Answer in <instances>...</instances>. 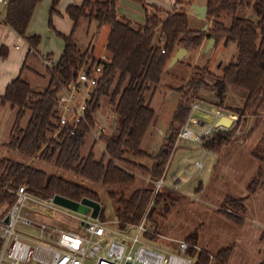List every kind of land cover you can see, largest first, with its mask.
<instances>
[{"label": "trees", "instance_id": "16d2710c", "mask_svg": "<svg viewBox=\"0 0 264 264\" xmlns=\"http://www.w3.org/2000/svg\"><path fill=\"white\" fill-rule=\"evenodd\" d=\"M41 2L9 0L3 21V24L28 41L30 55L37 52L40 37H29L27 30ZM59 2L52 0L51 15L57 12ZM117 4L118 0H85L82 6H70L67 9V15L75 24L74 32L83 20L95 22L99 28L109 27L106 60L97 59L94 50L83 52L74 40V33L69 36L58 33L63 39L64 50L56 63L50 56H45L52 61V65L47 68L50 78L48 87L44 91H36L20 75L7 86L0 101L15 110L17 118L7 149L30 160L54 165L93 185L103 187L115 201L116 218L124 230L127 224L140 223L146 214L147 220L156 213L159 215V211L164 212L165 216L179 201L175 192L168 189L155 195V182L165 177L176 141L189 118L193 102L202 101L207 93L220 103L217 107L224 108L229 88L238 87L248 92L245 103V110H248L253 101L264 96V0H208L206 20L211 25L206 30L192 29L184 8L165 11L146 3H143L145 23L135 26L117 16ZM250 7L256 20L238 16L240 10ZM226 17L231 18L230 26L223 22ZM211 39L216 43L219 40H224L226 44L235 42L238 47L237 60L224 67L222 74L216 78L207 67L190 65L192 69L188 81L174 90L179 100L166 140L156 154L149 155L143 149V143L156 117L151 101L166 68L180 48L190 52L199 49L205 40ZM7 54L8 50L3 47L0 55ZM97 66L102 67V73L98 86L92 90L86 121L77 127H61L57 111L59 94L76 82L81 69H87L90 73ZM210 77L215 78L214 81H209ZM103 100L114 108L117 124L111 135L101 138L104 150L100 158H97L93 150L96 142L92 141L93 147L87 154H83V150L88 139H92L91 129L99 125L96 113ZM235 112L239 116L245 114V111L239 109H235ZM28 113V123L23 127L21 122ZM239 123L240 119L228 130L215 132L213 137L203 142V147L219 152L234 136ZM253 155L264 164L262 147L255 149ZM148 157L153 160L151 167L136 161ZM135 171L148 174L152 178L151 185L126 196L123 188L134 186L137 181ZM262 175L263 169L260 167L257 177ZM262 184L261 180L255 178L248 186L246 197L225 199L224 207H231L235 212L228 215L229 219L244 224L246 201L256 194ZM22 186L43 198L60 195L76 202L87 198L101 204L99 192L90 187L48 174L28 162L4 158L0 162V220L15 203L16 191ZM99 219L104 221L103 210ZM146 236L154 238L151 234ZM186 242L191 246L189 254L193 256L194 264H229L233 253L231 246L214 253L215 260L210 263L207 250L197 252L193 248L194 245L198 246V231L191 233Z\"/></svg>", "mask_w": 264, "mask_h": 264}, {"label": "rangeland", "instance_id": "374dc122", "mask_svg": "<svg viewBox=\"0 0 264 264\" xmlns=\"http://www.w3.org/2000/svg\"><path fill=\"white\" fill-rule=\"evenodd\" d=\"M48 1V7H45L46 0H42L41 6L36 8L27 30L30 33L32 29L39 35L40 44L38 53L29 56L22 79L29 82L36 91H44L48 87L50 79L48 65L45 64L41 56H50L56 63L64 45L63 39L53 26V17L57 12L51 15L52 4L51 0ZM186 1L180 0L176 9H180L182 3ZM189 2L192 3L193 0H189ZM189 2L185 5L184 10L191 13L190 25L193 28H203L208 25V21L197 19V16L189 11L190 5H192H189ZM144 14L143 11H138L132 13V18L136 20L135 22H143ZM238 16L256 20L251 7L240 10ZM60 19L58 24L54 22L55 26L60 24V28L70 30V20L68 18ZM50 20L52 27H50ZM223 22L230 26L231 18L226 17ZM2 25L4 26V24ZM108 31V26L98 28L93 22L89 24L83 21L74 34V40L83 52L88 49L94 50V56L97 59L106 60L108 58L106 50ZM14 33L17 34L15 31ZM20 38L22 40H17L12 47L0 45V50L3 47L8 50L7 56L0 55V60L5 65L0 67V70L15 72L16 76L26 60L25 55L29 47L28 41ZM17 44L22 48V51H15ZM208 44L204 50H190L183 62L175 64L174 67H170L169 64L166 68L163 80L151 101V106L156 111V117L143 143V149L149 155L156 154L166 140L179 100V95L174 90L188 81L192 69L190 65L192 67H207L214 74L213 77H218L222 74L224 67L237 60L238 47L235 42L226 44L224 40H219L210 50H208ZM12 52L13 55H11ZM213 77H210L209 81H214L216 77ZM247 98L248 92L245 90L230 87L223 103L224 108H219L217 106L220 103L216 99L211 98L207 93L203 96L200 101L201 112L196 114L202 121L211 123L213 117L208 113L222 110L225 116H236L238 120L240 119V123L234 136L221 147L219 152L205 149L202 142L177 139L165 180L168 184H172L168 190L172 189L171 191L175 192L179 201L165 216H163L164 212L159 211V215L156 213L148 220V229L154 238L144 237L142 241L146 246L153 249L170 250V246H174V244L169 240L186 241L191 233L198 231V246L209 253L214 254L222 248L230 246L233 248L230 264H260L262 261L264 262V240L262 239L264 238V226L261 225L260 218L261 204L254 199L246 204L248 212L244 216L243 225L230 220L228 215L235 212L231 207H224L227 197H246L248 186L255 178L263 182L260 188L264 190V164H261L253 155L254 150L259 146L264 149V96L257 98L252 102L251 107L245 110ZM113 109L109 103L103 100L100 110L96 113L98 123L102 126H109L107 135H111L116 127L114 124L117 122V115ZM235 109L245 111V114L239 116ZM29 117L28 113L23 118L21 122L23 127H26ZM16 119L15 110L8 105L0 106V162L4 158L23 163L28 162L48 174L66 178L98 191L101 196L104 226L108 229L107 238L124 241L123 235L134 236L136 234L135 230L124 233L116 224L115 201L107 195L103 187L93 185L56 168L54 165L33 161L17 152L8 150L6 144L10 140L12 129L17 122ZM189 128L195 133H202L205 129V127L196 126L193 123ZM92 141V139H88L83 154H87L91 150ZM93 150L96 157L100 158L104 150L102 140L93 147ZM136 161L148 167L153 164V160L149 157ZM197 164H201V168ZM260 167L263 169V175L257 177ZM135 175L137 181L134 186L123 188L126 196L131 195L137 189L151 185L152 178L148 174L135 171Z\"/></svg>", "mask_w": 264, "mask_h": 264}, {"label": "built area", "instance_id": "2783aa9c", "mask_svg": "<svg viewBox=\"0 0 264 264\" xmlns=\"http://www.w3.org/2000/svg\"><path fill=\"white\" fill-rule=\"evenodd\" d=\"M8 7L9 1H1ZM4 17L0 16V24ZM165 53L164 50L161 51ZM46 65L52 61L43 58ZM102 67H95L90 73L81 69L76 82L64 88L57 98V111L61 127H77L86 121L88 103L92 90L98 86ZM201 112V103L195 101L186 124L182 127L178 138L186 141L203 142L213 137L217 131L228 130L222 126L216 127L222 117L237 122L236 116H225L222 110L208 113L213 117L211 123H206L196 116ZM116 117V116H115ZM236 120V121H235ZM205 127L202 133H195L189 126ZM116 126V123L114 124ZM116 127H114L115 129ZM108 129L98 125L91 129V138L100 143ZM74 133V132H73ZM198 165V164H197ZM201 167V165H198ZM165 177L155 182V195L163 189H170ZM176 187H178L176 185ZM172 190V189H171ZM55 196L43 198L30 193L25 186L16 191L15 203L0 220V264H194V258L189 254L190 245L184 240H169L174 246L170 250L153 249L144 244L142 239L152 234L148 229L147 214L136 225L127 224L128 233L135 230L134 236L125 237L124 241L109 240L108 229L104 222L89 216L78 214L59 206L54 201ZM9 222L4 223L5 218ZM116 224L120 221L116 218ZM165 240V238H163ZM194 250L201 252L199 246ZM210 263L215 258L212 253Z\"/></svg>", "mask_w": 264, "mask_h": 264}, {"label": "crops", "instance_id": "0c3cea01", "mask_svg": "<svg viewBox=\"0 0 264 264\" xmlns=\"http://www.w3.org/2000/svg\"><path fill=\"white\" fill-rule=\"evenodd\" d=\"M2 0H0V16L1 17H4L5 18V15H6V11H7V7L1 2ZM9 1V0H8ZM90 1H103V0H90ZM180 0H118V4H117V16L120 18V19H125V20H128L129 22H131L133 25L135 26H140V25H144L145 23V20L143 22H135L136 20H134L132 18V13H136L138 11H144V7H143V3H146V4H149V5H153V6H156L158 8H161L165 11H172L173 9L176 8L178 2ZM207 1L208 0H193L192 2V5H190V9L189 11L192 12L193 14H195V16H197V19L199 20H206L205 19H202L200 16H198L195 11L191 8L193 5H197V6H207ZM85 0H60V3H59V6L57 7V13L56 15L53 17V26L54 28L56 29V31H58V33H61L63 35H66V36H69L71 34H75L74 32V27H75V24L74 22L69 18V16L67 15V9L70 7V6H82L84 4ZM187 2H189V0H187L185 3H182L181 5V8H184L185 5L187 4ZM42 3V2H41ZM41 3L37 6V7H40L41 6ZM50 3L52 4V0L50 1ZM49 6V1L46 0V6L45 7H48ZM52 6V5H51ZM36 7V8H37ZM36 10V9H35ZM50 10H51V7H50ZM49 10V12H50ZM188 13V12H187ZM145 15V14H144ZM189 15V18L191 16V13H188ZM34 16V14H33ZM207 17V16H206ZM60 18H68L70 20V30L67 29H62L60 28V24L55 26L54 22L56 24H58V20H61ZM33 19V18H32ZM31 19V20H32ZM83 21H86V20H83ZM81 21V22H83ZM207 21V20H206ZM87 23L91 24L92 22H88L86 21ZM95 23V22H93ZM3 23L0 24V45L2 46H8V47H12L14 45V43L20 40H22L17 34L14 33V30L5 25L4 26L2 25ZM96 26L97 23H95ZM210 22L208 21V25L204 26L203 28H193L191 25L190 27L192 29H195V30H204V29H208L210 27ZM69 27V26H68ZM99 28V27H98ZM110 34V29L108 31V34L107 36H109ZM27 35L29 37H34V36H39L36 32H34L32 29L30 31V33L27 32ZM108 40V38H107ZM209 40H206L203 45L199 48V50H204L206 45L208 44ZM107 45V44H106ZM63 50H64V45L61 49V52H60V56L62 55L63 53ZM15 51H22V48L17 44L15 45ZM38 51V49H37ZM30 47H28V51H27V54L25 55L26 56V60L22 66V68L20 69V72L19 74L16 76V73L15 72H9V71H6V72H3L0 70V96H3L5 94V91H6V88L7 86L13 81L15 80L16 78H18L20 75L22 77L23 75V71L26 67V62L30 56ZM38 52L34 53V55H36ZM10 54V52H9ZM188 54H189V51H188ZM13 55V52L12 54ZM9 56V55H8ZM59 56V58H60ZM188 56V55H187ZM186 56V57H187ZM45 58V56H41V58ZM58 58V60H59ZM57 60V61H58ZM180 63V62H179ZM178 64V63H177ZM5 66L4 63L1 62L0 60V67H3ZM175 66V65H174ZM172 66V67H174ZM203 103V102H202ZM0 106L1 107H6L7 105H3L0 101ZM10 107V106H9ZM114 110V109H113ZM116 116V115H115ZM117 124V122H116ZM107 127V126H105ZM107 129L109 130V126L107 127ZM7 145V144H6ZM205 154V153H204ZM198 165H201V164H198ZM201 168V167H200ZM252 199L254 200H258L257 202L261 204V225L264 226V190L263 188H259L258 191L256 192V194L254 196H252L251 198H249L247 201H246V204L251 201ZM247 207V206H246ZM248 209V207H247ZM248 212V211H247ZM246 212V213H247ZM231 220V219H230ZM244 221H245V218H244ZM244 223V222H243ZM264 229V228H263ZM264 240V238H262ZM232 258V256H231ZM231 258L229 260V264L231 262ZM263 263V261H262ZM261 264V263H260Z\"/></svg>", "mask_w": 264, "mask_h": 264}, {"label": "water", "instance_id": "95a60500", "mask_svg": "<svg viewBox=\"0 0 264 264\" xmlns=\"http://www.w3.org/2000/svg\"><path fill=\"white\" fill-rule=\"evenodd\" d=\"M195 13L200 16L202 19H205L207 16V11H208V7L207 6H197V5H193L191 7ZM206 30V29H204ZM216 43V41L214 39L209 40V44H208V50H210L214 44ZM188 55V50L185 48H180L177 53L174 55V57H172L171 62H170V67L174 66L175 64L179 63L180 61H182L186 56ZM233 125V121L227 117H222L216 127H224L226 129H229L231 126ZM55 203L59 206H62L64 208H67L69 210H72L78 214L84 215V216H89L94 220H97L100 216L102 207L101 204L97 201H93L91 199H83L81 202H76L73 200H70L68 198H65L63 196L57 195L55 196L54 199ZM9 222V218L6 217L4 220V223H8Z\"/></svg>", "mask_w": 264, "mask_h": 264}]
</instances>
